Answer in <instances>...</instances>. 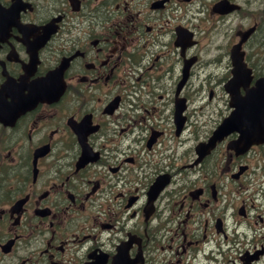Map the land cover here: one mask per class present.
<instances>
[{"label":"flooded vegetation","instance_id":"flooded-vegetation-1","mask_svg":"<svg viewBox=\"0 0 264 264\" xmlns=\"http://www.w3.org/2000/svg\"><path fill=\"white\" fill-rule=\"evenodd\" d=\"M218 1L0 0V264H264V142L193 164L189 91L224 93L239 42L264 76V1Z\"/></svg>","mask_w":264,"mask_h":264},{"label":"water","instance_id":"water-1","mask_svg":"<svg viewBox=\"0 0 264 264\" xmlns=\"http://www.w3.org/2000/svg\"><path fill=\"white\" fill-rule=\"evenodd\" d=\"M233 7H229L226 4L220 3L217 5L216 9L220 12H227L231 10ZM178 45H186L187 43L182 41L177 42ZM190 44V43H188ZM239 44L234 46L231 50V61L233 65V69L231 71L232 78L226 83L225 89H227V92L230 93V95L233 97V99L238 98V90L237 88L240 85L247 84L250 80V71L245 67V64L243 63V53L239 49ZM191 60L187 61L183 73L184 76L187 74V70L189 65L191 64ZM258 84L264 85V78L258 80ZM253 94L254 96L252 98L249 97V95ZM247 96L246 99L239 100L237 102V111L236 114L234 113L229 118L225 119L221 125L218 127V129L215 132V135L212 136L209 140V145H212L216 140L221 139L226 133H228L230 130L235 128H240L241 126H244V131H240L239 139L237 140L238 144L244 143V144H250L251 142L257 141V138H262V135L252 136V132L257 129L259 132L262 131V126L264 124V120L255 122L252 120H258L257 112L254 111V115H252L251 111L246 112L244 115V106L249 107L251 109V105L258 108L264 104V88L260 87L258 89H254L251 91ZM206 147V145H205ZM200 153V151H199ZM202 154V153H200ZM157 192V190L155 191Z\"/></svg>","mask_w":264,"mask_h":264},{"label":"rangeland","instance_id":"rangeland-1","mask_svg":"<svg viewBox=\"0 0 264 264\" xmlns=\"http://www.w3.org/2000/svg\"><path fill=\"white\" fill-rule=\"evenodd\" d=\"M264 1V0H262ZM221 41L219 42V46L221 48V50H225L226 49V39L221 38ZM207 48L208 46H206L205 44L200 45L198 52L201 55V58L205 59L206 57V53H207ZM217 50L218 47H217ZM222 93L218 92L217 93V97L212 101V102H208L207 101V92L206 91H189V96L191 99V103H192V108L190 110V113L192 115L193 119H196L197 121H200L203 118V121H205L206 123V127L210 126V124L217 118H219L220 113L223 111V105H224V101L222 99Z\"/></svg>","mask_w":264,"mask_h":264}]
</instances>
